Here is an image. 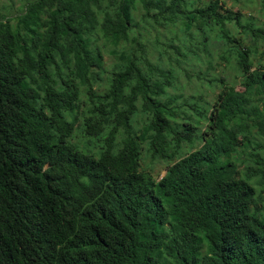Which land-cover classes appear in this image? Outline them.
Instances as JSON below:
<instances>
[{
  "label": "trees",
  "instance_id": "16d2710c",
  "mask_svg": "<svg viewBox=\"0 0 264 264\" xmlns=\"http://www.w3.org/2000/svg\"><path fill=\"white\" fill-rule=\"evenodd\" d=\"M233 1L260 18L226 0L0 8V264H264V0Z\"/></svg>",
  "mask_w": 264,
  "mask_h": 264
},
{
  "label": "rangeland",
  "instance_id": "374dc122",
  "mask_svg": "<svg viewBox=\"0 0 264 264\" xmlns=\"http://www.w3.org/2000/svg\"><path fill=\"white\" fill-rule=\"evenodd\" d=\"M24 3L25 0H0V8H5L4 10H1L2 12H5L7 14L10 12V14L15 15L17 12H19ZM226 6L231 8L234 12H236L240 8L241 12L245 16H249V14L259 16L257 6L255 7L252 4H247L243 1H241L239 4H234L233 0H226ZM258 18H260V16ZM104 61L106 65H110L113 62L108 55H105ZM214 66L215 67L212 71H210V74L218 77H223L226 74L225 81L227 87H229L230 83L233 82V71L230 68H226L225 62L218 59L217 56L215 57ZM166 170L167 166H165L163 163L155 162L151 170V175L156 180H160V178L164 176Z\"/></svg>",
  "mask_w": 264,
  "mask_h": 264
},
{
  "label": "clouds",
  "instance_id": "9594fccd",
  "mask_svg": "<svg viewBox=\"0 0 264 264\" xmlns=\"http://www.w3.org/2000/svg\"><path fill=\"white\" fill-rule=\"evenodd\" d=\"M208 125H209V120L206 118V120L203 121L200 124L199 128L197 129V134L194 135V137L191 141V147L189 148V145H187V147L185 148L184 157L190 156L191 154L196 152L197 149H199L201 147V144L205 138V133L207 131ZM184 157H182V159ZM165 174H166V172H165ZM165 174H164V176H165ZM163 177H161V178H163Z\"/></svg>",
  "mask_w": 264,
  "mask_h": 264
}]
</instances>
